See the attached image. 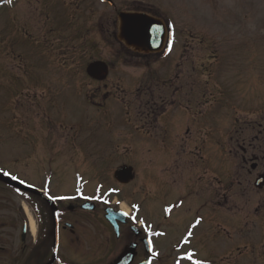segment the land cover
<instances>
[{"label": "rangeland", "instance_id": "rangeland-1", "mask_svg": "<svg viewBox=\"0 0 264 264\" xmlns=\"http://www.w3.org/2000/svg\"><path fill=\"white\" fill-rule=\"evenodd\" d=\"M99 2L12 0L0 7V168L16 173L34 186L47 182L53 195L62 196L76 188L74 177L77 175L91 187L100 182L104 188L114 186L112 172L118 165L132 160L135 171L143 173L144 182L156 187L149 191L147 201L145 198L151 215L158 217L163 201L182 198L174 203L179 208L171 212L167 226V221L160 216L167 234L166 238L157 240L162 258L172 255L166 252L172 249V241L181 237L186 227L202 215L205 220L193 234L199 238L208 228L210 238L205 250L196 249L198 262L264 264V256L257 263L253 255L256 241H259L258 247L264 248V220L258 215H264V189L254 190L251 181L249 185L226 192L218 176L221 173L226 178L235 176V161L220 160L219 150L215 148L222 139L223 122L228 120L230 128L238 117H254L258 104L252 102L250 95L247 98L251 101L222 106L217 87L210 98L206 96L212 84L204 72L200 79L205 87L201 101L209 104H204L201 112L207 110L209 121L198 131L202 141L212 146L213 164L212 173L209 168L202 170L199 164L188 163L191 154L181 152L182 149L174 151V146L168 150L167 146L143 136L144 132L150 138L155 135L151 134L155 129L140 120L145 62L110 37L115 32L113 22L118 12L149 9L165 19L173 33L170 52L155 54L146 60L150 67L161 63L163 71L170 69L186 44L188 51L183 59L193 50L197 52L198 62L206 61L213 53L219 59L223 51L233 55L226 65L236 66L240 51L244 54V64L252 65L256 59L255 46L264 52V0H112L113 7ZM187 34L193 40L186 39ZM205 38L212 39L207 50ZM96 59L111 64L103 82H94L85 73L86 65ZM218 59L214 69L221 72L225 62L218 64ZM245 80L241 85L243 91L252 86V78ZM259 108L264 110L263 100ZM177 110L173 117L183 129L187 119L199 115L191 102L182 103ZM169 119L173 120L172 116ZM144 150H150L144 153L145 157ZM165 151L168 155L161 160ZM153 153L159 158L153 157ZM99 162H108V165L102 166ZM164 166L167 167L164 169ZM99 174L107 177L108 182L98 178ZM208 178L211 181L205 182ZM140 182L136 180L130 188L126 187L128 192L136 190L134 197L145 194ZM205 185L212 198L218 202L224 199V205L215 207V200L212 209L208 203L205 207L202 205L200 197L203 198ZM0 195L3 196L0 220L4 223L17 224L15 216L24 217L25 222L34 218L31 206L6 184L0 183ZM207 211L212 213L211 217L204 214ZM254 215L259 217L255 219ZM15 234L11 233L0 243V247L8 249L7 254L0 255V264L6 262V259L1 261L2 256L12 255L10 252L17 249L19 240ZM193 243L200 246L198 241ZM31 246L25 241L24 247L31 249ZM261 251L263 254L264 249ZM21 258L29 260L26 253ZM172 258L170 264H186Z\"/></svg>", "mask_w": 264, "mask_h": 264}, {"label": "flooded vegetation", "instance_id": "flooded-vegetation-1", "mask_svg": "<svg viewBox=\"0 0 264 264\" xmlns=\"http://www.w3.org/2000/svg\"><path fill=\"white\" fill-rule=\"evenodd\" d=\"M115 22L113 23L116 25ZM110 37L116 38L115 33H110ZM138 54L143 57L148 56V54ZM231 57H233L231 53L225 54L223 52L221 62H225V66H223L221 72H218L219 86L221 85V87L219 88L218 86L217 89H219L222 99L227 104L229 101L241 103L251 95L254 103L257 102L256 104L259 107V102L261 100L264 101V85L260 84L261 78H264V55L261 54L260 50H256L252 75L247 76H245L243 53L237 52L238 64L236 66L232 63L226 65V62L232 60ZM185 62L190 63L184 65L182 63L176 64L172 67L171 71L161 70V65H157L153 69L149 78L144 82L145 91L144 94L142 93L143 101L141 102L143 112L141 113L140 120L146 126L155 129L156 134L160 136L162 142L165 139L168 142L173 141L171 143L176 148L177 146H181L180 143L182 141L187 145L181 152L192 153V151L200 146L198 140L202 136L199 135L197 130L191 131L190 125L195 128L196 123L202 125L205 122L202 120H198L197 122L196 117L187 119L185 124L188 126L183 131L180 129L176 131L174 127L179 126L177 122L179 120L176 121L173 117L181 101L193 102L195 106H198L196 101H194L196 100L195 74L198 71L196 70V66L191 64L193 60H186ZM206 69L209 71V66ZM246 78H252V86L247 87L243 91L241 85L245 82ZM175 104H177L176 108ZM257 115V117L249 120L242 119L236 128L233 127L225 134L228 137V141H225L223 148H226L229 157L231 156L239 160L235 176L230 179L228 178L225 180V183H222L224 190L228 193L229 190L231 191L235 187L240 188L245 183L249 184L254 174L264 173V124L262 122L264 121V113L260 111ZM171 116L173 120L169 119ZM180 131L183 133L182 135H180ZM199 141H202V139ZM200 158L203 166L202 170H208V168L210 170L212 167L210 153L204 152L200 155ZM70 164L76 163L75 161H70ZM202 177L201 175L200 179ZM209 179L205 182H208ZM202 196L203 198L200 197L203 200L202 205L205 207V203H208L210 207L213 195H211L207 185H205V192ZM90 198L92 201H89L93 203L90 207L92 211L83 210L81 206L84 200L76 195L68 199L59 200V246L57 258L51 264H111L121 253L128 251L131 245H134V256L129 264H137L148 258L155 259L157 264H164L165 258L160 256L162 250L157 246V240L166 238L167 235L164 231V220L158 218L156 224H154L145 219L143 221L144 224L133 227L128 217L118 215L114 217L113 224L105 223L104 226L101 223L104 215L96 212V209L101 206L99 195ZM2 200L3 196L0 195V203ZM220 200V206L224 205V199L220 198ZM172 201H175V198ZM115 209L117 210V207ZM173 209L172 206L169 212ZM199 210L201 211V209ZM71 212L76 213V215H71ZM15 219L17 224L12 225H8V223H4V220H0V243L9 237L11 233H16L15 236L19 240L17 249L10 252L12 255L1 257L2 262L6 259V262L2 264H48L52 255L51 234L45 230H40L38 227V231L33 237L26 230L25 236L22 238L20 232L22 229L21 218L15 216ZM167 224L168 222L165 225L167 226ZM191 234L185 231L181 237L174 239L172 241L173 251L190 248L193 241H198V244L205 250L209 240L208 231L202 237H193L190 240ZM149 240L156 247L151 252L148 249ZM22 241H24L23 245ZM25 241L30 243L33 248L32 246L31 249L24 247ZM259 250H257V260H260L264 254ZM7 253L8 249L0 247V255ZM25 253L29 257L27 261L21 258L22 254ZM41 256H43L42 259ZM195 257L199 258L197 254H195Z\"/></svg>", "mask_w": 264, "mask_h": 264}, {"label": "water", "instance_id": "water-1", "mask_svg": "<svg viewBox=\"0 0 264 264\" xmlns=\"http://www.w3.org/2000/svg\"><path fill=\"white\" fill-rule=\"evenodd\" d=\"M3 1L5 0H0V4ZM102 1H108L109 3H111L110 0ZM118 22V38L128 47L143 52L157 51L162 47L163 40L165 38V27L162 21L153 17L150 18V16L144 13L120 12L118 14ZM86 72L90 77L102 80L107 75V65L101 61H93L87 65ZM114 176L119 181L128 182L129 179L132 178L131 168L127 166L117 169L114 173ZM0 181L6 182L7 184L22 190L38 193L37 190L29 187H24L20 185V183L12 181L10 178L3 177L2 175H0ZM255 184L262 188V186L264 185V176H259ZM50 210H52L54 226L56 229V207L52 205V208ZM53 241L56 244V237Z\"/></svg>", "mask_w": 264, "mask_h": 264}, {"label": "snow or ice", "instance_id": "snow-or-ice-1", "mask_svg": "<svg viewBox=\"0 0 264 264\" xmlns=\"http://www.w3.org/2000/svg\"><path fill=\"white\" fill-rule=\"evenodd\" d=\"M4 175H10V173H7V172H4ZM12 179H17V177H15V176H12ZM20 183H24V181L23 180H21L20 181ZM124 215H128V213H124ZM189 258H190V256H189ZM197 264H201V262H197Z\"/></svg>", "mask_w": 264, "mask_h": 264}, {"label": "bare ground", "instance_id": "bare-ground-1", "mask_svg": "<svg viewBox=\"0 0 264 264\" xmlns=\"http://www.w3.org/2000/svg\"><path fill=\"white\" fill-rule=\"evenodd\" d=\"M29 224H30V229L33 231L35 227L32 218H29Z\"/></svg>", "mask_w": 264, "mask_h": 264}]
</instances>
